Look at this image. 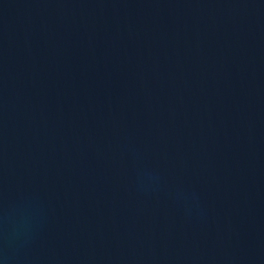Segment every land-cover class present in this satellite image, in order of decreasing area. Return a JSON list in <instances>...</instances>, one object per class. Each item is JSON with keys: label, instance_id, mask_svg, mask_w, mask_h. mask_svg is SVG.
Here are the masks:
<instances>
[{"label": "water", "instance_id": "obj_1", "mask_svg": "<svg viewBox=\"0 0 264 264\" xmlns=\"http://www.w3.org/2000/svg\"><path fill=\"white\" fill-rule=\"evenodd\" d=\"M0 264H264V0H0Z\"/></svg>", "mask_w": 264, "mask_h": 264}]
</instances>
